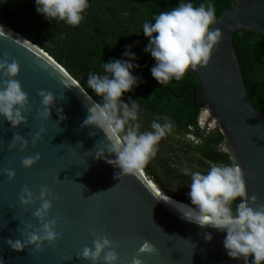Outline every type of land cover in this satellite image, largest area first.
Segmentation results:
<instances>
[{"label": "water", "instance_id": "1", "mask_svg": "<svg viewBox=\"0 0 264 264\" xmlns=\"http://www.w3.org/2000/svg\"><path fill=\"white\" fill-rule=\"evenodd\" d=\"M0 28V60L8 53L9 62L12 58L20 62L16 79L28 93L32 108L26 114L27 125L15 128L0 115V264H91L77 254L83 247L92 246L97 233L119 245L117 264H132L131 257L137 255L145 240L156 252L146 249L141 253L138 258L142 264H244L243 259L228 256L223 244L225 231L202 228L186 220L182 214L189 209L162 195L143 169L136 175L116 178L120 169L95 156L103 147V132L81 127L88 115L86 106L96 101L42 48L3 23ZM212 28H219L223 37L214 47L209 64L195 71L189 69L200 86L202 102L198 109H210L222 131L224 153L245 172L248 197L255 195L264 203V114L249 98L233 43L239 31L264 36V0L239 2ZM42 89L57 96L47 121L38 117V91ZM57 109H62V121ZM42 127V139L33 146L34 134ZM15 134L29 141L25 150H8ZM36 153L41 159L32 168L23 167L22 158ZM9 167L16 172L11 181L3 172ZM25 184L37 195L46 185L59 196L49 215V219L58 218L56 230L62 234L54 250L47 243L42 252H35L31 245L16 251L7 244L8 239H22L17 229L25 222L40 226L32 216L39 202L27 208L19 203ZM205 233L212 235L211 241L205 239Z\"/></svg>", "mask_w": 264, "mask_h": 264}, {"label": "clouds", "instance_id": "2", "mask_svg": "<svg viewBox=\"0 0 264 264\" xmlns=\"http://www.w3.org/2000/svg\"><path fill=\"white\" fill-rule=\"evenodd\" d=\"M35 2L39 14L49 20L66 21L73 26L80 24L83 19L82 13L88 7V0H35ZM214 23H216L214 5L194 6L190 2H181L170 11L161 12L155 17L154 23L145 22L143 33L149 38V44L144 51L150 53L156 61L151 69L153 78L163 85L172 78L180 80L190 68L195 71L199 67H206L214 47L223 37L219 28H211ZM127 48L130 46H126ZM124 56L129 59H110L103 63L101 65L103 74L95 72L89 74L87 86L95 96L101 98V102L86 106L88 115L81 125L82 128L94 127L103 132V147L96 150L95 156L97 159L105 158L107 163L120 169L116 173V178L120 175H136L146 167L155 157L159 142L173 128L172 123L167 120L163 124L154 120L151 123V131L141 132L140 124L133 123L138 118L139 104L136 101L124 103L121 97L140 82V78L134 76L131 71L139 65L130 62L136 59L131 51H125ZM9 59V54L5 53L4 58L0 60V115L15 128L21 124L27 125L26 114L30 113L32 108L28 93L16 79L20 72V62L14 58L9 62ZM38 96L41 104L38 117L42 121H47L51 116V109L57 102V96L43 89L38 91ZM60 99L63 100L65 97L61 96ZM61 112L62 109H57L58 115ZM63 119L64 116L60 115V120ZM44 131L42 127L34 134L31 141L33 146L42 139L41 133ZM90 134L97 135L96 132ZM28 143L23 136L15 134L12 142L8 144V150L19 147L23 151L28 147ZM106 153L107 156L115 158L107 159ZM40 159V154L36 153L23 157L21 163L25 168H32ZM210 164L212 163L207 164L210 167L207 174L200 171L192 172L185 166L184 174L191 177L188 192L191 207L186 214H182L183 217L202 228L211 227L225 231L226 238L223 244L229 257L243 259L244 264H249V257H252L251 264H264V203H259L255 195L248 197L245 172L240 165L233 163L227 166L224 164L210 166ZM3 172L9 181L15 179L16 172L11 167L3 169ZM58 199L59 196L46 185L40 187L37 195L25 184L19 193V203L27 208L39 202V207H35L32 216L40 226L25 222L23 227L17 229L22 239H8L7 244L16 251H23L31 245L34 246L35 252H42L47 243L54 250L62 234L56 230L58 218L49 219V215L53 201ZM237 200L239 203L233 209V203ZM212 238L210 233H205L206 240L211 241ZM118 248L115 240L97 233L92 246L83 247L77 256L82 260L91 261V264H99L101 261L103 264H117L120 259ZM146 249L156 252L155 246L145 240L137 255L131 257L132 264H142L138 256Z\"/></svg>", "mask_w": 264, "mask_h": 264}, {"label": "trees", "instance_id": "3", "mask_svg": "<svg viewBox=\"0 0 264 264\" xmlns=\"http://www.w3.org/2000/svg\"><path fill=\"white\" fill-rule=\"evenodd\" d=\"M242 1L88 0L82 21L73 26L66 21L49 20L39 14L35 0H0V23L45 50L96 103L101 102V98L88 88L89 74H103V63L110 59L128 60L124 52L134 53L136 59L130 62L139 67L131 71L140 78V82L130 92L124 93L121 99L124 103L138 102V118L133 123L140 124L141 132L151 131L154 120L161 124L167 120L173 125L171 135L175 137L172 144L165 142L167 138L159 142L155 157L143 171L164 194L191 206L190 198L185 194L190 191L191 177L184 174L185 166L192 172L207 174L210 170L208 163L227 166L232 162L229 156L225 159L222 156L218 160L211 159L212 154L219 155L218 146L224 143L222 134L213 135L200 147L192 146L185 140L187 127L195 123L198 106L202 102L199 83L190 70L180 80L172 78L163 85L153 78L151 69L156 61L150 53L144 51L149 38L143 33V24L154 23L157 15L170 11L181 2H190L194 6L214 5L217 21L225 11ZM233 43L249 98L254 107L264 114V36L239 31L235 33ZM126 46L130 48L126 49ZM194 89L197 90L196 101L193 99ZM184 149H188L186 155L191 151L202 155L197 167L192 157L184 156ZM238 203L239 200L233 203V209ZM251 260L252 257L250 264Z\"/></svg>", "mask_w": 264, "mask_h": 264}, {"label": "built area", "instance_id": "4", "mask_svg": "<svg viewBox=\"0 0 264 264\" xmlns=\"http://www.w3.org/2000/svg\"><path fill=\"white\" fill-rule=\"evenodd\" d=\"M216 134H222L221 128L218 121L212 117L210 109L205 107L199 110L195 123L187 127L185 140L192 146L200 147L205 144L206 140ZM218 148L222 151L223 144H220ZM212 165L210 164V166Z\"/></svg>", "mask_w": 264, "mask_h": 264}, {"label": "flooded vegetation", "instance_id": "5", "mask_svg": "<svg viewBox=\"0 0 264 264\" xmlns=\"http://www.w3.org/2000/svg\"><path fill=\"white\" fill-rule=\"evenodd\" d=\"M194 91L196 92V99H195V101H196V100H197V90L194 89V90H193V93H194ZM193 97H194V96H193ZM193 99H194V98H193ZM186 151H188V149H184V151H183V152H184V156H186V157H187V156L192 157V160H193V162L195 163V167H197V164H198V163H201V156H202V155L199 154V153H196V152H194V151H191V153H189V154L186 155V153H185ZM218 152H219V153H218L219 155H215V154H212V155H211V159H212V160H218L219 156H222L221 158H224V159L227 158V155L224 153V150H223V151H219V150H218ZM177 153H178V152H177Z\"/></svg>", "mask_w": 264, "mask_h": 264}, {"label": "rangeland", "instance_id": "6", "mask_svg": "<svg viewBox=\"0 0 264 264\" xmlns=\"http://www.w3.org/2000/svg\"><path fill=\"white\" fill-rule=\"evenodd\" d=\"M171 133H172V132H169V133L166 134V136H165L164 138H162V139H166V138H167V139L165 140V142H168V143H171V144H172L173 138H175V137H174V135L172 136ZM173 144H175V143H173ZM170 156L172 157L171 154H170ZM184 188H185V187H184ZM185 194L188 195V193H185Z\"/></svg>", "mask_w": 264, "mask_h": 264}, {"label": "bare ground", "instance_id": "7", "mask_svg": "<svg viewBox=\"0 0 264 264\" xmlns=\"http://www.w3.org/2000/svg\"><path fill=\"white\" fill-rule=\"evenodd\" d=\"M158 189H159V187H158ZM160 190V189H159ZM160 192L162 193V195H166V194H164L161 190H160ZM167 196V195H166ZM167 197H169V196H167ZM171 198V197H170ZM174 199V198H173ZM168 200V199H167ZM175 201H178V200H176V199H174ZM169 201H171V202H173V203H175V204H178V205H180V206H182V207H184V208H187V209H189L191 206L190 205H188V204H186V203H184V202H181V203H183V204H179V203H177V202H175V201H173V200H169ZM178 202H180V201H178Z\"/></svg>", "mask_w": 264, "mask_h": 264}]
</instances>
